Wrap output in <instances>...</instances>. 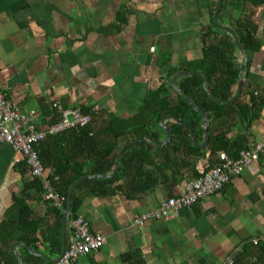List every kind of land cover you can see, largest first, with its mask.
Returning <instances> with one entry per match:
<instances>
[{
    "label": "crops",
    "instance_id": "1",
    "mask_svg": "<svg viewBox=\"0 0 264 264\" xmlns=\"http://www.w3.org/2000/svg\"><path fill=\"white\" fill-rule=\"evenodd\" d=\"M217 1L0 0V87L21 111L35 115L39 130L58 120L55 101L89 114L97 130L109 128L112 120L119 119L130 122L127 130L138 129L142 125L135 118L139 106L151 91L172 85L170 69L184 70L180 68L183 64L199 59L204 45L222 35L224 30L213 24ZM235 16L243 17L256 43V47L245 48L242 71L246 101L248 93L254 101L249 103L250 117L240 121L235 113L213 120L212 132L222 131L231 140L240 137L243 146L250 147L264 134V0L246 2ZM218 21L234 29L228 16L221 21L218 17ZM235 57L243 62L239 49ZM183 76L177 77L178 86ZM163 95L169 102L175 100L168 90ZM147 119L142 116L143 121ZM160 120L143 126L150 127L147 135L154 133L152 138L165 141L167 134ZM210 122L209 117L208 129ZM173 123V119L166 120L171 131ZM66 130L57 133L62 134V143L50 142L46 147L47 156L61 149L76 152V140ZM203 137L202 133L199 143ZM141 138L130 132L128 138L119 140L115 154L127 143L120 157L127 177L113 184L117 185L113 192H79L78 216L88 221L91 230L102 233L105 242L80 255L78 264H219L245 240L264 232V155L221 190L191 207L177 214L169 210L167 219L137 225L136 216L178 195L188 180L217 164L219 153L228 155L224 150L210 155L209 140L205 147H196L190 136L184 144L171 138L164 145ZM132 154H136L134 159L125 167ZM92 158L84 146L74 156L76 160ZM43 166L48 177L53 164L44 161ZM36 179L20 153L8 144L0 145V222L15 213L21 199L28 205L27 218L39 221L34 233L0 242L3 261L12 258L18 263L16 251L22 264H46L60 253L54 233H61L62 217L58 229L53 213L56 206L43 198V192L40 198H33ZM15 242L18 245L12 250Z\"/></svg>",
    "mask_w": 264,
    "mask_h": 264
},
{
    "label": "trees",
    "instance_id": "2",
    "mask_svg": "<svg viewBox=\"0 0 264 264\" xmlns=\"http://www.w3.org/2000/svg\"><path fill=\"white\" fill-rule=\"evenodd\" d=\"M262 1L263 0H223L222 2L219 19L221 21L223 16H228L232 19L234 30L238 35L239 42L244 48L256 47V43L252 41L249 30L246 29L243 17L235 16V13L237 11H243L246 2L249 4H257ZM215 37V42L204 45L202 56L199 59L188 61L180 68L187 71L199 70L204 72L209 80L207 86L210 94L220 101H227L235 94L233 88L237 85L238 73L242 62L235 57V51L237 52L238 48L235 46L230 33L223 31L221 36ZM177 70V67H172L169 71V75H173ZM179 87L191 97L197 107L205 110L211 118L209 125L210 155H214V152L218 150H224L229 156L235 158L238 156L240 150L248 148L245 145L243 146L240 137L231 140L226 138L222 131L214 133L212 129L214 128L213 120L218 121L220 118H225L231 114H238L240 121L250 117L248 116L249 112H251L249 103L254 101L251 93H248L249 99L246 101V92L243 88L241 96L236 101L228 104L216 103L207 94L204 87L203 76L200 74L183 76ZM166 90L175 94V100L172 102L167 100L168 97L163 95V92L165 93ZM166 114L176 115L193 130L196 138L201 140L203 127L201 124L200 112L193 109L184 96L168 83L166 86L161 85L157 90L151 91L144 103L139 106V114L135 118L136 123L142 125L138 127V129L132 131L127 130L130 122L119 119L116 121L112 120L109 123V128L97 130L91 118V121L87 125L66 130L76 140V152L61 149L60 152L53 151L50 156L46 155V147L49 148L51 143L63 142L62 139H60L62 134L47 136L35 145V149L43 163L44 161L52 162L53 170L48 178L54 179V177L57 176V179L53 180V185L63 197L62 207L58 208L56 206L53 211L55 219L58 222V229L61 225V210L66 205L67 192L72 182L82 175L106 174L111 172L115 165V157L117 155L115 154V150L117 149L119 140L121 138H128L130 132H132L136 138L144 137L149 134L150 131V127L148 128L147 126L158 123ZM142 116L148 119L143 121ZM143 123H146L147 126H143ZM248 125L249 122L247 126ZM102 135H104V137ZM150 135L156 137L154 133ZM189 136V132L181 125L176 122L172 124V142L181 141L184 144L185 139H188ZM81 145L84 146V149H89L92 152L93 158L91 160L74 159L77 151L83 148ZM190 148L193 150L196 149L193 145ZM134 155L136 154H132L129 158L130 162L125 161V167L131 163V160L134 159ZM214 164L209 168L213 167ZM125 177H127L126 169L121 165L120 171L113 177H94L81 182L72 194L71 207L67 220L71 221L78 217L77 211L82 202V197L79 195L80 191L86 189L87 193L92 194L111 193L115 186L117 188V185L113 184ZM34 186L36 187V193L33 198L38 199L41 196V192H44L42 181L36 179L34 181ZM27 209L28 205L26 204V200L24 201L21 199L15 206V213L7 215V217L0 222V242H9L19 236L34 233L37 230L39 221L28 219L26 216ZM54 237V245L57 250H60V232L56 231ZM0 264L17 263L15 259L11 258L9 262L0 259ZM233 264H264V239L258 240L256 243L252 242L250 239L245 240L241 249L234 254Z\"/></svg>",
    "mask_w": 264,
    "mask_h": 264
},
{
    "label": "built area",
    "instance_id": "3",
    "mask_svg": "<svg viewBox=\"0 0 264 264\" xmlns=\"http://www.w3.org/2000/svg\"><path fill=\"white\" fill-rule=\"evenodd\" d=\"M53 106L59 112L58 120L45 130H39L35 125V115L21 111L6 98L0 87V145L8 144L20 153L30 174L42 181L43 198L61 208L63 197L53 185V180L57 179V176L54 179L44 176V166L35 145L48 135L60 133L68 128L87 125L91 121V117L89 114L82 113L78 108H64L58 101H55ZM262 155H264V134L250 147L240 150L235 158L224 152L219 153L217 164L201 175L188 180L178 195L170 196L160 201L155 208L136 216L134 222L137 225H144L149 219H167L169 210H172L173 214H177L179 210L191 207L199 200L221 190L232 177L240 175L245 167ZM70 222L67 244L63 254L47 264H78L80 255L95 251L104 244V235L91 230L88 221L82 216H78ZM248 239L256 243L258 240L264 239V232ZM243 243L219 264H233L234 254L241 249Z\"/></svg>",
    "mask_w": 264,
    "mask_h": 264
},
{
    "label": "water",
    "instance_id": "4",
    "mask_svg": "<svg viewBox=\"0 0 264 264\" xmlns=\"http://www.w3.org/2000/svg\"><path fill=\"white\" fill-rule=\"evenodd\" d=\"M222 2H223V0H218L217 3H216V7H215V10H214V14H213V24H214L215 27H217L219 29H222V30H224V31H226V32L231 34L235 46L239 49V51L241 52L242 57H243V62L241 63V66H240V69H239V73H238L237 91H236L235 95L232 98H230L229 100H227V101H220V100L216 99L215 97H213L210 94L209 88L207 86L209 80H208L207 75L204 72L199 71V70H189V71H187V70H177L176 72H174L173 77H172V86H173V88L176 91H178L179 93H181L184 96V98L187 100V102L189 103V105L193 109H195L196 111L200 112V114H201V124H202V127H203V135H204L202 143H199L200 140H198L196 138L195 133L193 132V130L186 123H184L181 119H179L174 114H167L164 117H162L161 120H160V124L164 127V129L166 131V134H167L165 141H159V140H157L155 138H152L149 135L144 136L140 140H142V141H144L146 139L153 140L154 142H156L159 145H164V144L168 143L171 140V138H172V131L168 127V125L166 124V120L173 119L176 123L181 125L183 128H185L189 132L190 138H191L192 142L196 146L205 147L207 145L208 140H209V129H208V118H209V116H208V114H207V112L205 110L197 107L194 104V102L191 99V97L182 88H180L176 84V79L180 75H193V74L202 75L203 79H204L205 90H206L207 94L209 95V97L216 103L228 104V103H232V102L236 101L240 97L242 89H243L242 71L244 69L247 53H246V49L239 42L238 35L236 34L235 30L232 27H230V26L223 25V24L219 23V21H218L219 12H220V8H221V5H222ZM126 145H127V143H124L122 148L117 153L116 158H115V165H114V168L112 169L111 172H108L106 174H87V175H82V176L76 178L72 182V184L70 185V187L68 189V192H67V196H66V205H65V208H64V211H63V215H62V226H61V233H60V240H61L60 253L55 259H49V262H52V261L58 259L63 254V252H64V250L66 248V231H67V224H68L67 217H68V214L70 212L71 197H72V194H73L74 190L77 188V186L81 182H84L85 180H88V179H91V178H94V177L109 178V177L115 176L120 171V168H121L120 157H121ZM16 245H18L17 242H15L12 245V250H14ZM27 248L29 249L28 246H27ZM14 253L18 256V263L17 264H22V262H23L22 256L19 255L16 251H14Z\"/></svg>",
    "mask_w": 264,
    "mask_h": 264
}]
</instances>
